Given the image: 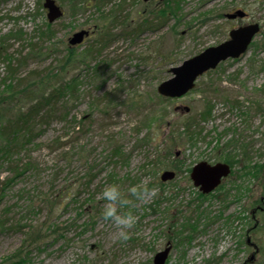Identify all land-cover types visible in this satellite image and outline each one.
I'll return each instance as SVG.
<instances>
[{
    "label": "rangeland",
    "instance_id": "rangeland-1",
    "mask_svg": "<svg viewBox=\"0 0 264 264\" xmlns=\"http://www.w3.org/2000/svg\"><path fill=\"white\" fill-rule=\"evenodd\" d=\"M55 1L64 15L49 26L44 0H0V124L26 110L32 94L71 86L43 123H32L31 141L0 161V264L16 262L18 252L29 253L24 264H153L167 242V264H264L263 186L248 177L239 192L228 178L202 196L188 172L201 161L226 163L241 142L249 147L247 165L264 162V105L254 119L249 112L264 99V0H177L178 18L165 22L156 12L168 0ZM241 8L247 16L226 18ZM254 22L261 31L243 57L203 74L181 99L157 93L171 68ZM82 29L89 38L70 48ZM108 31L113 41L88 60ZM7 60L19 73L14 78ZM9 85L16 91L10 98ZM205 104L213 107L211 118L199 121ZM186 120L198 122L201 135L194 146L175 149L179 175L161 182L164 170H176L175 156L164 157L168 139ZM231 137L236 151L224 145ZM110 184L157 190L132 209L138 223L126 243L101 218L100 193Z\"/></svg>",
    "mask_w": 264,
    "mask_h": 264
},
{
    "label": "trees",
    "instance_id": "trees-1",
    "mask_svg": "<svg viewBox=\"0 0 264 264\" xmlns=\"http://www.w3.org/2000/svg\"><path fill=\"white\" fill-rule=\"evenodd\" d=\"M180 4H181V1L168 0L165 3V6L163 7V9H160L159 11L156 12V13H158L157 16L161 20L163 19L162 22H165L167 20V17H169L171 14L175 15V17H177L178 16L177 11H179V9H180ZM146 23H148V22H146ZM48 24L50 26V23H48ZM149 24H150V26H152L151 22ZM163 24H165V23H163ZM44 34H46V33H44ZM45 37L48 38L49 36L46 34ZM100 37H101V39L97 40L94 43L95 49L88 50V53H87L88 55L86 56L88 60L92 61L97 55H99L101 53L102 50H104V48L106 46H108L113 41L111 39L112 36H111L109 31L107 33L101 35ZM6 55H8V54H6ZM73 57H76L74 52H72V54H71V58H73ZM7 61L10 64L8 66L9 73L11 74V77L14 78V76L18 75L19 73H15L13 71V67L11 66V64H13L14 62L9 61V60H7ZM81 61H82V59H81ZM15 62H18V64L20 63L21 65H23L22 64L23 62L20 60V58ZM100 64L101 63H96L94 65V67H92L93 71L98 72L100 70L99 69ZM12 81L10 83H12ZM70 87L71 86H69L67 84H63L60 86L55 85L54 87H52V89L50 91H48L47 93H42V95L36 94L33 91V93H35V94L31 95V98H32L31 105L26 110L18 111L16 113L17 117L15 120H11V121L8 120L6 123L4 122V123L0 124V161L1 160H9V158L12 156V152L14 153V152L21 151L23 149V146H25V144H27L31 141L29 138H33L32 134H33V128H34V126H33L34 121L39 119L40 122L43 123V119L46 118L47 115H49L48 114L49 112L55 111V109L58 105V102L63 100L64 96L68 93V92H66L67 88H70ZM8 88L9 89L6 91V94L10 98L11 94L12 93L14 94L16 91H15V89H12V87L10 85ZM260 93L264 96V88L260 91ZM106 97H107V94H106V96H104L102 98H106ZM31 98H29V99H31ZM108 102L114 103L115 101L110 99L107 101V103ZM64 105H65V103H63V106ZM255 105H256V108L258 110H260L262 108L260 104H257V102ZM212 111H213V107H210L207 104L203 105V111L198 115L199 121H203V120H207V119L211 118L210 116H211ZM241 113L244 115L246 112L242 111ZM156 115H157L156 118L160 121H161V118L166 116L163 113V111H161V110L159 113H156ZM193 123H195V124L193 125ZM201 130L202 129L199 127L198 122H192L190 120H186V122L185 121L182 122V124L180 126H176L173 128V131H172V133L168 139L169 142L172 141V143H173L172 147H171L172 149H170V147H168V149H166V152H165V154L167 153V155H164V157L169 159V158L175 156V160H173V162H172V164H173L172 168L176 169L175 171L177 172V174L179 173L178 172V164H177V160L179 159L178 158L179 155H177V152L175 151V149L183 147V145H185V144L190 145V146H194V144H196V142H197V138L200 137V135H201ZM143 138H145V137H143ZM143 138L141 139L142 142H144ZM166 145H167V143H166ZM224 145H227L229 148H231V147L236 148L238 146V139L231 137V139L227 140ZM241 148H243V150L245 151L244 156L246 154H248L247 153L248 144L242 143ZM237 149L238 148H236L234 151H236ZM112 154L117 157L119 155L118 149H115L112 152ZM237 156H238V154H233V155L228 154L226 157V161H228L232 165V164L236 163ZM153 163H155V162H153ZM161 163H163V162L160 161L159 164L156 163L154 165L159 166ZM31 234H34V233H31ZM40 236H41V232H40ZM32 237H33V235H31L30 239H31V242L33 243L36 239H33ZM38 238H40V237H38ZM20 254L21 253L18 252L17 256H15L16 258H19V260H17L16 262H11V264H24L25 261H28L29 253H27L25 257H21ZM7 259H9V258H7ZM10 260H12V258H10Z\"/></svg>",
    "mask_w": 264,
    "mask_h": 264
},
{
    "label": "water",
    "instance_id": "water-1",
    "mask_svg": "<svg viewBox=\"0 0 264 264\" xmlns=\"http://www.w3.org/2000/svg\"><path fill=\"white\" fill-rule=\"evenodd\" d=\"M43 7L48 12L46 18H48L50 23L58 21L63 14L61 7L56 4L55 0H44ZM245 15V11L241 9L228 14L226 18L229 20L242 19ZM259 32L260 26L258 23L231 29L229 38L220 45L211 46L201 51L198 55L184 60L179 66L171 68L172 77L159 83L157 93L165 98L180 99L195 88V82L202 74L215 69L223 61L243 56L253 42V38ZM84 35H87L86 31L75 33L71 39V45L81 43ZM186 109L189 110L188 108ZM190 172V179L194 186L198 187L200 192L207 194L221 184V180L230 173V168L228 164L216 163V165H211L205 161L195 164ZM175 175L176 173L171 171H163L161 181H171ZM171 249V245L168 243L164 250L157 252L153 257V264H166Z\"/></svg>",
    "mask_w": 264,
    "mask_h": 264
},
{
    "label": "clouds",
    "instance_id": "clouds-1",
    "mask_svg": "<svg viewBox=\"0 0 264 264\" xmlns=\"http://www.w3.org/2000/svg\"><path fill=\"white\" fill-rule=\"evenodd\" d=\"M258 4H252L257 8ZM156 189H149L146 186H132L126 191L117 184L106 186L100 193L102 205L101 218L105 223L111 224L115 229V239L118 242L126 243L136 228L138 218L132 211L138 204L146 203L148 199L154 198Z\"/></svg>",
    "mask_w": 264,
    "mask_h": 264
},
{
    "label": "flooded vegetation",
    "instance_id": "flooded-vegetation-1",
    "mask_svg": "<svg viewBox=\"0 0 264 264\" xmlns=\"http://www.w3.org/2000/svg\"><path fill=\"white\" fill-rule=\"evenodd\" d=\"M142 2L143 3H147V2H155V0H151V1H145V0H142ZM242 10H244L243 8H241ZM241 9H238V10H241ZM238 10H236V11H238ZM236 11H234V12H236ZM234 12H232V13H234ZM228 15V14H227ZM226 15V16H227ZM235 19H239V18H235ZM147 21H145V22H142L141 24V26L142 27H144L145 28V25L147 24L146 23ZM145 23V24H144ZM82 31H86L87 32V35H84V39L82 40V42L81 43H79V44H76V45H71V40H70V42H69V47L70 48H72V47H74V46H78V45H82V43H83V41L85 40V39H87V38H89V36H90V31H88V30H85V29H82L81 31H79V32H82ZM75 34V33H74ZM73 34V35H74ZM73 35L71 36V39H72V37H73ZM231 60V59H230ZM234 60V59H233ZM207 73V72H206ZM205 74V73H204ZM261 94V93H260ZM264 97V96H263ZM264 103V99H262V102L260 103V105H261V107L264 105L263 104ZM252 105H253V107L251 108L250 107V109H249V112H250V116H251V118L252 119H254L255 118V115L257 114V112H260V110H258L257 108H256V105H255V107H254V104L252 103ZM251 105V106H252ZM254 108H255V110H254ZM183 110H185V112H190V110H187V109H183ZM256 135H257V131H256V133H255ZM257 142V141H256ZM241 144H242V142H241ZM254 146H256V144H255V142L253 141V143H252V147H254ZM254 149V148H253ZM242 151L240 152L239 151V153H238V156H237V161H236V163H234V164H230L228 161L225 163V162H221V163H225V164H228V166H229V168H230V173L227 175V177H225V178H223L221 181H222V183L221 184H219L218 186H217V188L215 189V190H213V191H211V193L209 194V195H214V193H216V191H217V189H219V188H222L223 187V185H224V183L226 182V180L228 179V178H230V181L231 182H233V184H235V182H236V184L234 185V190L236 189V190H238L239 192H240V190L243 192V190L244 189H241L242 187H245L246 185H247V183L249 182V180H247V178L248 177H250L251 179H256V180H258V182L260 183V187L261 186H263V190H264V162H255V164L252 166V167H250L249 165H247V163L246 162H248L249 160H250V158L248 157L247 158V154L244 156V153H245V151L243 150V148L241 149ZM248 150H249V147H248ZM248 150H247V153H248ZM177 155H179L178 153H177ZM254 155H255V153H254ZM234 166H237L236 168L234 167ZM236 170H235V169ZM176 172V171H175ZM234 177V178H233ZM231 178H233V179H231ZM233 190V191H234ZM264 193V192H263ZM260 201L262 202V203H264V195L260 198ZM168 243V242H167ZM171 248H172V246H171ZM173 249V248H172ZM159 252V251H158ZM252 260V259H251Z\"/></svg>",
    "mask_w": 264,
    "mask_h": 264
}]
</instances>
